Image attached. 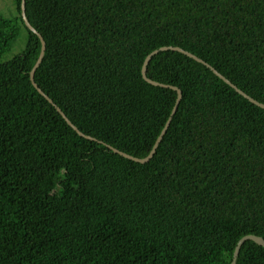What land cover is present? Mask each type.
<instances>
[{
	"label": "trees",
	"instance_id": "16d2710c",
	"mask_svg": "<svg viewBox=\"0 0 264 264\" xmlns=\"http://www.w3.org/2000/svg\"><path fill=\"white\" fill-rule=\"evenodd\" d=\"M0 13V264H231L264 239V0H26ZM24 49L11 59L18 37ZM182 99L154 156L149 155ZM236 264H264L247 241Z\"/></svg>",
	"mask_w": 264,
	"mask_h": 264
},
{
	"label": "water",
	"instance_id": "95a60500",
	"mask_svg": "<svg viewBox=\"0 0 264 264\" xmlns=\"http://www.w3.org/2000/svg\"><path fill=\"white\" fill-rule=\"evenodd\" d=\"M25 2L26 0H22V4H21V15H22V18H23V21L25 23V25L33 32L35 33L40 41H41V52H40V55L37 59V62L35 64V66L33 67V69L31 70L30 72V81L32 83V85L34 86V88L39 92V94H41L50 104H52L56 110L61 114V116L63 117V119L68 123L69 126H71L73 128V130H75L80 136L84 137V138H87V139H90V140H96L95 138L93 137H90V136H87L85 135L84 133H82L70 120L69 118L65 115V113L62 112V110L57 107V105L54 103V101L48 96L46 95L39 87L38 85L36 84L35 82V73L38 69V67L40 66L42 60H43V57H44V54H45V50H46V44H45V41L42 37V35L30 24L27 16H26V10H25ZM161 51H165V50H172V51H178L180 53H183L185 54L186 56L194 59L195 61L205 65L206 67H208L209 69H211L214 74H216L221 80H223L226 84H228L230 87H232L237 93H239L240 95H242L244 98L248 99L250 102H252L253 104L257 105L258 107L264 109V104L255 100L254 98H252L251 96H249L248 94H246L244 91H242L241 89H239L236 85H234L229 79H227L225 76H223L221 73H219L215 68H213L211 65H209L208 63H206L204 60H202L201 58L197 57L196 55L188 52V51H185L184 49L180 48V47H162L160 49ZM159 50H155L154 52H152L151 54H149L147 56V58L145 59V62H144V65L142 67V76L144 78V80L152 85H155V86H160V87H165V88H171L172 90L176 91L177 93V99H176V102H175V105H174V108L172 110V113H171V116L170 118L168 119L161 135L159 136V138L157 139L155 145L153 146V149L151 150V152L149 153V155L145 158H136V157H133L127 153H124L114 147H111L109 145H107L109 148H111L113 150V152L117 153V154H120L122 155L123 157L127 158V159H130V160H133L135 162H139V163H146V162H149V160L154 156L160 142L162 141V138L163 136L165 135L169 125H170V122L172 120V117L174 116V114L176 113L177 111V108H178V105L182 99V92L179 88L177 87H174V86H170V85H166V84H163V83H159V82H156V81H153L152 79H150L148 76H147V66L151 60V57L153 55H155L156 53H158ZM247 241H253L255 242L256 244H258L259 246H262L264 247V239L262 237H259V236H254V235H249V236H246L244 238H242L239 243L237 244L236 246V249H235V252H234V256H233V261L231 264H236V260L239 256V253H240V250H241V247L243 246V244Z\"/></svg>",
	"mask_w": 264,
	"mask_h": 264
},
{
	"label": "rangeland",
	"instance_id": "374dc122",
	"mask_svg": "<svg viewBox=\"0 0 264 264\" xmlns=\"http://www.w3.org/2000/svg\"><path fill=\"white\" fill-rule=\"evenodd\" d=\"M0 13L6 19L10 20L17 17V9L14 0H0ZM25 41V34L22 33L15 41L12 51L8 53L4 59L8 60L19 54L24 49Z\"/></svg>",
	"mask_w": 264,
	"mask_h": 264
}]
</instances>
